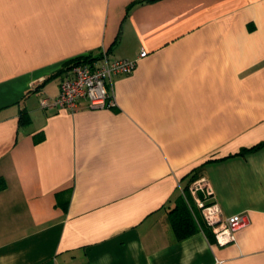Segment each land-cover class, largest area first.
I'll use <instances>...</instances> for the list:
<instances>
[{"label":"crops","instance_id":"0c3cea01","mask_svg":"<svg viewBox=\"0 0 264 264\" xmlns=\"http://www.w3.org/2000/svg\"><path fill=\"white\" fill-rule=\"evenodd\" d=\"M140 50L114 106L40 105ZM195 176L233 242L176 236ZM0 264H264V0H0Z\"/></svg>","mask_w":264,"mask_h":264},{"label":"built area","instance_id":"2783aa9c","mask_svg":"<svg viewBox=\"0 0 264 264\" xmlns=\"http://www.w3.org/2000/svg\"><path fill=\"white\" fill-rule=\"evenodd\" d=\"M146 55L140 50L134 58L110 59L106 52L99 57L70 62L58 82V93L53 98L42 97L40 105L49 104L58 108L75 110L82 106L103 108L114 106L115 99L111 85L113 77L127 74L135 69L139 58ZM82 102H85L83 104ZM188 191L199 208L203 220L211 229L217 244L223 245L235 240L234 232L248 223L245 213L224 216L213 190L204 176L193 179Z\"/></svg>","mask_w":264,"mask_h":264},{"label":"trees","instance_id":"16d2710c","mask_svg":"<svg viewBox=\"0 0 264 264\" xmlns=\"http://www.w3.org/2000/svg\"><path fill=\"white\" fill-rule=\"evenodd\" d=\"M100 55L101 53L98 55L87 54L84 56L75 57L71 61H68L65 64V67L72 61L88 60L90 58L99 57ZM27 121L28 117L26 113L21 112L20 123H25ZM196 177L197 176H195L193 179H195ZM185 190L186 196L187 198H189V202L181 197L175 207L170 210L171 224L178 238H182L189 234H192L199 228H202L206 231L209 230V227L206 225L205 221L202 218L199 208L194 204L193 198L191 197L187 187Z\"/></svg>","mask_w":264,"mask_h":264}]
</instances>
